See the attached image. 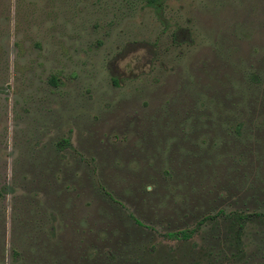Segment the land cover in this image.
<instances>
[{"label":"rangeland","instance_id":"374dc122","mask_svg":"<svg viewBox=\"0 0 264 264\" xmlns=\"http://www.w3.org/2000/svg\"><path fill=\"white\" fill-rule=\"evenodd\" d=\"M0 264H264V0H0Z\"/></svg>","mask_w":264,"mask_h":264},{"label":"trees","instance_id":"16d2710c","mask_svg":"<svg viewBox=\"0 0 264 264\" xmlns=\"http://www.w3.org/2000/svg\"><path fill=\"white\" fill-rule=\"evenodd\" d=\"M67 144L68 141H65ZM259 216V215H256ZM253 214H244L239 212H232L229 215L231 224H232V233L236 238L239 239L240 235L243 233L244 228L246 227L247 223L252 220V218L256 217ZM193 232L182 231L176 233L168 234V237L171 239H178V240H188L192 237Z\"/></svg>","mask_w":264,"mask_h":264}]
</instances>
